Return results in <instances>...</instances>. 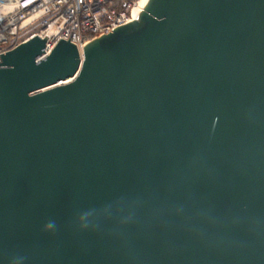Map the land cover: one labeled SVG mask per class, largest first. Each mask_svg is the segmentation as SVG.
Listing matches in <instances>:
<instances>
[{
  "label": "water",
  "instance_id": "obj_1",
  "mask_svg": "<svg viewBox=\"0 0 264 264\" xmlns=\"http://www.w3.org/2000/svg\"><path fill=\"white\" fill-rule=\"evenodd\" d=\"M148 2L0 54V264H264V0Z\"/></svg>",
  "mask_w": 264,
  "mask_h": 264
},
{
  "label": "built area",
  "instance_id": "obj_2",
  "mask_svg": "<svg viewBox=\"0 0 264 264\" xmlns=\"http://www.w3.org/2000/svg\"><path fill=\"white\" fill-rule=\"evenodd\" d=\"M139 0H0V54L47 36L45 55L64 39L81 49L134 20ZM71 33V34H70ZM70 36V38H69Z\"/></svg>",
  "mask_w": 264,
  "mask_h": 264
},
{
  "label": "bare ground",
  "instance_id": "obj_3",
  "mask_svg": "<svg viewBox=\"0 0 264 264\" xmlns=\"http://www.w3.org/2000/svg\"><path fill=\"white\" fill-rule=\"evenodd\" d=\"M149 0H139L137 7L134 9L133 18L137 19Z\"/></svg>",
  "mask_w": 264,
  "mask_h": 264
}]
</instances>
